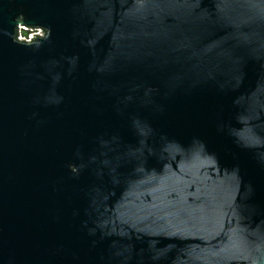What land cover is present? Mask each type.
<instances>
[{
  "label": "water",
  "instance_id": "1",
  "mask_svg": "<svg viewBox=\"0 0 264 264\" xmlns=\"http://www.w3.org/2000/svg\"><path fill=\"white\" fill-rule=\"evenodd\" d=\"M0 264H264V0H0Z\"/></svg>",
  "mask_w": 264,
  "mask_h": 264
},
{
  "label": "built area",
  "instance_id": "2",
  "mask_svg": "<svg viewBox=\"0 0 264 264\" xmlns=\"http://www.w3.org/2000/svg\"><path fill=\"white\" fill-rule=\"evenodd\" d=\"M33 36L41 37L42 32L41 31H36V32L22 31L19 39L21 41H25V42L30 43L33 40Z\"/></svg>",
  "mask_w": 264,
  "mask_h": 264
}]
</instances>
